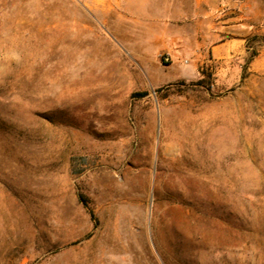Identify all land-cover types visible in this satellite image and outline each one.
Returning a JSON list of instances; mask_svg holds the SVG:
<instances>
[{"label": "rangeland", "instance_id": "rangeland-1", "mask_svg": "<svg viewBox=\"0 0 264 264\" xmlns=\"http://www.w3.org/2000/svg\"><path fill=\"white\" fill-rule=\"evenodd\" d=\"M0 264H264V0H0Z\"/></svg>", "mask_w": 264, "mask_h": 264}, {"label": "crops", "instance_id": "crops-1", "mask_svg": "<svg viewBox=\"0 0 264 264\" xmlns=\"http://www.w3.org/2000/svg\"><path fill=\"white\" fill-rule=\"evenodd\" d=\"M198 0H196L197 2ZM206 3L214 2L215 0H204ZM200 45V44H199ZM203 47L205 44H202ZM199 47V46H197ZM241 45L237 42H232L230 39L224 40L219 42L216 45H213L209 48V58L206 59L205 57L200 61V65L204 63H220L223 62V60L228 59L229 57H234L235 55L240 53ZM179 68L175 69L177 71ZM198 70V64L195 62L193 63L192 67L189 70L184 69V74L177 75L174 77V79H182L185 78L186 74H194V72H197ZM198 75V73H197ZM161 82H168L167 79H163Z\"/></svg>", "mask_w": 264, "mask_h": 264}, {"label": "trees", "instance_id": "trees-1", "mask_svg": "<svg viewBox=\"0 0 264 264\" xmlns=\"http://www.w3.org/2000/svg\"><path fill=\"white\" fill-rule=\"evenodd\" d=\"M201 80H197L196 82H194L193 84H199ZM134 95H138V96H144L146 95L145 92L142 93H136ZM77 199L79 201V203L83 206L84 210L86 211V213L88 214V216L90 217V219L94 222V224L96 223V218L95 215L92 211V209L90 208L89 204H88V200L87 198L82 194V193H78L77 194Z\"/></svg>", "mask_w": 264, "mask_h": 264}, {"label": "bare ground", "instance_id": "bare-ground-1", "mask_svg": "<svg viewBox=\"0 0 264 264\" xmlns=\"http://www.w3.org/2000/svg\"><path fill=\"white\" fill-rule=\"evenodd\" d=\"M168 149V148H167ZM192 164V163H191ZM191 181H193V179H189V180H187V182H191ZM194 183V182H193ZM192 183V184H193ZM185 201H187V202H190L189 200H185ZM191 203V202H190ZM192 208H195V207H192ZM193 219V218H192Z\"/></svg>", "mask_w": 264, "mask_h": 264}, {"label": "built area", "instance_id": "built-area-1", "mask_svg": "<svg viewBox=\"0 0 264 264\" xmlns=\"http://www.w3.org/2000/svg\"><path fill=\"white\" fill-rule=\"evenodd\" d=\"M165 61H166V59H165Z\"/></svg>", "mask_w": 264, "mask_h": 264}]
</instances>
